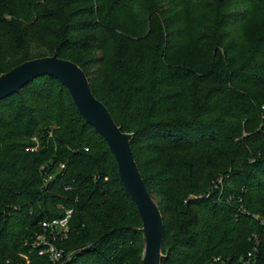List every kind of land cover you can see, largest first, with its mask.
Masks as SVG:
<instances>
[{
  "label": "trees",
  "instance_id": "obj_1",
  "mask_svg": "<svg viewBox=\"0 0 264 264\" xmlns=\"http://www.w3.org/2000/svg\"><path fill=\"white\" fill-rule=\"evenodd\" d=\"M262 5L0 0V75L57 53L134 134L164 219L161 264H237L264 235V27H246ZM71 207L53 262L31 242ZM145 245L115 155L68 88L43 75L1 99L0 264H143Z\"/></svg>",
  "mask_w": 264,
  "mask_h": 264
},
{
  "label": "water",
  "instance_id": "obj_2",
  "mask_svg": "<svg viewBox=\"0 0 264 264\" xmlns=\"http://www.w3.org/2000/svg\"><path fill=\"white\" fill-rule=\"evenodd\" d=\"M43 75L56 77L68 88L82 116L107 141L117 160L121 178L143 219L146 239L143 264H161L164 219L134 158L131 147L134 134L124 132L104 102L95 96L85 70L57 53L26 60L0 75V100L19 92L27 83Z\"/></svg>",
  "mask_w": 264,
  "mask_h": 264
},
{
  "label": "built area",
  "instance_id": "obj_3",
  "mask_svg": "<svg viewBox=\"0 0 264 264\" xmlns=\"http://www.w3.org/2000/svg\"><path fill=\"white\" fill-rule=\"evenodd\" d=\"M34 141H38L36 137H33ZM37 146L28 147L27 150L35 151ZM65 165H63L64 167ZM44 168V167H42ZM52 176L47 177L45 180L48 182ZM223 185V177H218L215 182V187L220 188ZM68 190L69 187H66ZM245 210V209H244ZM74 209L67 208L63 216L52 217L43 219L39 225L41 232L36 234L31 244L38 248L39 255L49 256L53 262L61 261L65 256V250L57 245V242L62 237H65L70 228V221L73 215ZM264 225V216H258ZM251 238L254 240L253 248L243 256L237 264H264V235L261 233H253ZM26 260V264L30 263L28 255L22 254Z\"/></svg>",
  "mask_w": 264,
  "mask_h": 264
},
{
  "label": "rangeland",
  "instance_id": "obj_4",
  "mask_svg": "<svg viewBox=\"0 0 264 264\" xmlns=\"http://www.w3.org/2000/svg\"><path fill=\"white\" fill-rule=\"evenodd\" d=\"M246 27L260 29V27H264V5L257 7V9L253 12L250 20L247 22ZM78 64V63H77ZM79 65V64H78ZM81 66V65H80ZM136 160V159H135ZM137 162V161H136ZM138 164V162H137ZM139 166V165H138ZM141 172V171H140ZM158 203V202H157ZM159 207L160 204L158 203ZM161 209V207H160ZM41 232V231H40ZM39 232V233H40ZM23 256V255H22Z\"/></svg>",
  "mask_w": 264,
  "mask_h": 264
}]
</instances>
